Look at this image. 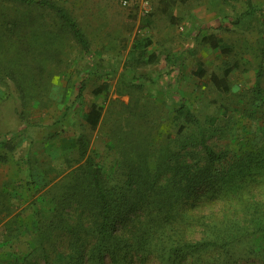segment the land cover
Returning a JSON list of instances; mask_svg holds the SVG:
<instances>
[{
  "label": "rangeland",
  "instance_id": "374dc122",
  "mask_svg": "<svg viewBox=\"0 0 264 264\" xmlns=\"http://www.w3.org/2000/svg\"><path fill=\"white\" fill-rule=\"evenodd\" d=\"M39 1L65 11L89 53L50 9L0 0V144L7 143L0 148V261L28 252L36 222L71 190L72 173L86 161L114 178L141 158L162 173L164 155L184 157L179 107L210 129L215 150L236 151L249 134L241 112L253 111L257 80L264 92V0H144L145 7L129 8L119 0ZM92 105L100 109L94 129L85 123ZM255 118L264 121V110ZM251 203L264 212V186L189 213L214 211L230 221ZM1 229L10 231L8 244ZM186 234L195 242L208 233L192 225ZM254 243L243 242L236 257ZM255 244L264 254V236Z\"/></svg>",
  "mask_w": 264,
  "mask_h": 264
},
{
  "label": "trees",
  "instance_id": "16d2710c",
  "mask_svg": "<svg viewBox=\"0 0 264 264\" xmlns=\"http://www.w3.org/2000/svg\"><path fill=\"white\" fill-rule=\"evenodd\" d=\"M5 1L50 9L81 51L89 53L76 23L54 4ZM227 75L225 71L224 79ZM250 107L253 111L241 112L249 123V134L236 151L215 150L209 144L210 129L179 107L177 111L184 112L186 121L180 129L188 132L184 157L164 155L157 165L162 173L150 172L148 160L141 158L114 178L86 161L72 173L71 190L36 222L28 252L12 254L0 264H145L149 258L159 264H237L256 257L264 264L263 248L255 244L264 236V212L257 203L245 206L241 218H236L235 211L230 221L224 213L223 221L217 219L214 211L200 216L189 213L202 203L264 186V121L255 118L258 110H264V92L258 80ZM99 119L100 109L92 105L85 123L94 129ZM209 125L219 131L215 121ZM78 143L79 147L85 145L82 138ZM6 145L0 144V148ZM192 225L208 234L195 242L188 240L186 228ZM1 232V242L8 244L10 231ZM243 242L255 243L236 257L235 251Z\"/></svg>",
  "mask_w": 264,
  "mask_h": 264
},
{
  "label": "built area",
  "instance_id": "2783aa9c",
  "mask_svg": "<svg viewBox=\"0 0 264 264\" xmlns=\"http://www.w3.org/2000/svg\"><path fill=\"white\" fill-rule=\"evenodd\" d=\"M119 2L123 8H129L132 6V4H135V3L137 4L140 3L141 5L145 7L144 0H119Z\"/></svg>",
  "mask_w": 264,
  "mask_h": 264
}]
</instances>
